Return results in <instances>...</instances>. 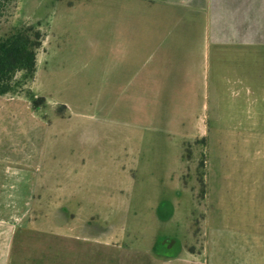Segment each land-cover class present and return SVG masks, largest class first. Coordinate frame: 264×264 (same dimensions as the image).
Here are the masks:
<instances>
[{
  "label": "rangeland",
  "instance_id": "1",
  "mask_svg": "<svg viewBox=\"0 0 264 264\" xmlns=\"http://www.w3.org/2000/svg\"><path fill=\"white\" fill-rule=\"evenodd\" d=\"M211 14L202 0L9 4L0 36L27 25L44 41L35 78L0 97L1 128L29 134L1 152L30 135L42 151L26 175L0 164L19 188L0 190V264H264V104L258 125H228V95L206 89ZM156 39L185 40L193 93L177 63L155 84Z\"/></svg>",
  "mask_w": 264,
  "mask_h": 264
},
{
  "label": "crops",
  "instance_id": "2",
  "mask_svg": "<svg viewBox=\"0 0 264 264\" xmlns=\"http://www.w3.org/2000/svg\"><path fill=\"white\" fill-rule=\"evenodd\" d=\"M202 3L205 8L207 7L214 14H211L207 23L213 30V39L211 43L207 41L202 42V44L200 43L201 47H204V50L205 46H209V49L211 48L210 45L215 47L210 53L214 56L213 63L216 66L214 67L215 72L212 73L211 81L210 72L202 74L206 89L209 92L210 85L212 84L215 87L216 94L221 95L225 93V97L228 95V101L226 100V102L229 106L228 109L231 111L229 118L231 121L229 120L228 125L256 126L260 123V113L258 111L260 103L264 104V0H202ZM178 9L182 10L181 8ZM183 12L187 13L188 11L184 10ZM192 12L190 10L188 13ZM183 39H171L167 43L156 39L155 55L149 54L148 56L154 55L155 69L152 74H154L155 84L158 87L166 83L163 81L165 79L163 78L164 75L158 70L160 65L168 62L173 66L177 63L173 72V83L176 84L178 89L182 88L183 92L188 91L193 93L197 81H195L194 76L187 79L184 75L188 70L181 68L182 64H186V62H181L182 60H186V57H184L179 49L181 45L180 41L185 42ZM189 39V46L196 47L194 43L198 41L193 38ZM186 42L188 41L186 40ZM194 53H196L195 49L189 52L191 59H193L192 54ZM204 53L206 54V52ZM203 56L205 59L204 54ZM207 56L209 57L208 52ZM142 59L140 57L139 60L141 61ZM181 75H183V78ZM201 84L203 83L201 82ZM178 89L175 92L178 93L180 91ZM9 96L0 97L12 98ZM26 105L25 109L28 106L31 107L28 103ZM2 124L8 125L5 124V121L0 120V164L26 169V171L23 169H20L21 171H10L13 174L20 173L26 175L30 171L33 172V168L38 163L42 150H35V146L32 144L33 139L30 135L27 138L28 140L26 139L28 144L19 143L20 145L16 149L13 145H10L8 152H1L3 149L2 136L4 134L29 135L28 132L19 128L16 132L11 129H2ZM3 167L2 165L0 166V190L19 189L13 188L12 182L3 180L2 175L5 172L6 174L9 173V169L4 172ZM23 179L24 188L29 189L30 181L28 177L24 176Z\"/></svg>",
  "mask_w": 264,
  "mask_h": 264
},
{
  "label": "trees",
  "instance_id": "3",
  "mask_svg": "<svg viewBox=\"0 0 264 264\" xmlns=\"http://www.w3.org/2000/svg\"><path fill=\"white\" fill-rule=\"evenodd\" d=\"M14 0H0V19ZM44 36L38 29L24 25L0 36V96L15 92V77L24 73L32 80L37 72L38 51Z\"/></svg>",
  "mask_w": 264,
  "mask_h": 264
}]
</instances>
